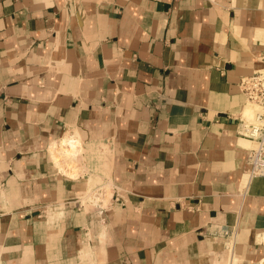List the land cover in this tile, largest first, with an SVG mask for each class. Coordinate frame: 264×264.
I'll return each mask as SVG.
<instances>
[{"label":"crops","instance_id":"0c3cea01","mask_svg":"<svg viewBox=\"0 0 264 264\" xmlns=\"http://www.w3.org/2000/svg\"><path fill=\"white\" fill-rule=\"evenodd\" d=\"M263 53L264 0H0V264H262Z\"/></svg>","mask_w":264,"mask_h":264},{"label":"built area","instance_id":"2783aa9c","mask_svg":"<svg viewBox=\"0 0 264 264\" xmlns=\"http://www.w3.org/2000/svg\"><path fill=\"white\" fill-rule=\"evenodd\" d=\"M262 66L251 76L239 82L240 91L246 104L255 109L253 118L240 117L237 125L240 139L249 142L247 157V173L250 179L264 178V53L260 57ZM224 235L233 237L232 231L223 230Z\"/></svg>","mask_w":264,"mask_h":264},{"label":"bare ground","instance_id":"6f19581e","mask_svg":"<svg viewBox=\"0 0 264 264\" xmlns=\"http://www.w3.org/2000/svg\"><path fill=\"white\" fill-rule=\"evenodd\" d=\"M255 108H253V106H246L245 108H244V112H243V115L245 116V117H247V118H253V114H254V110ZM246 144L248 145L249 144V142H247L246 141ZM54 147V146H53ZM234 264V263H233ZM262 264H264V260L262 261Z\"/></svg>","mask_w":264,"mask_h":264},{"label":"rangeland","instance_id":"374dc122","mask_svg":"<svg viewBox=\"0 0 264 264\" xmlns=\"http://www.w3.org/2000/svg\"><path fill=\"white\" fill-rule=\"evenodd\" d=\"M248 105L251 106L250 104H246L245 106H248ZM253 108H254V107H253ZM254 112H255V111H254ZM243 116H244V115H243ZM244 117H245V116H244ZM249 145H250V144H248L247 146H249ZM247 146H246V147H247ZM99 193H101V192H99ZM99 193H98V194L96 193V194H97V195H100ZM90 197H91V198H89L90 201H94V198H92V195H91ZM93 203H94V202H93ZM234 264H238V262H237V263L234 262Z\"/></svg>","mask_w":264,"mask_h":264}]
</instances>
